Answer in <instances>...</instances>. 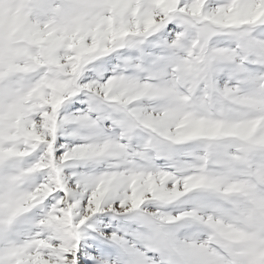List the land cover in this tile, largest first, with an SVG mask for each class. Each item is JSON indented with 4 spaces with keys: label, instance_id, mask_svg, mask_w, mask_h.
<instances>
[{
    "label": "snow or ice",
    "instance_id": "6c2138e0",
    "mask_svg": "<svg viewBox=\"0 0 264 264\" xmlns=\"http://www.w3.org/2000/svg\"><path fill=\"white\" fill-rule=\"evenodd\" d=\"M0 264H264V0H0Z\"/></svg>",
    "mask_w": 264,
    "mask_h": 264
}]
</instances>
